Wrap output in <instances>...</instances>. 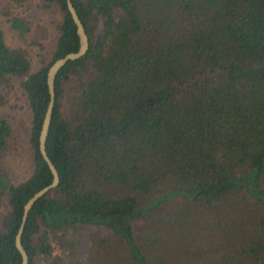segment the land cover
<instances>
[{
	"label": "trees",
	"instance_id": "obj_1",
	"mask_svg": "<svg viewBox=\"0 0 264 264\" xmlns=\"http://www.w3.org/2000/svg\"><path fill=\"white\" fill-rule=\"evenodd\" d=\"M3 1L38 45L34 58L9 46L0 25V108L18 88L30 111L17 182L2 159L23 151L0 116V264H22L23 204L52 179L38 148L47 69L79 39L66 0ZM72 2L89 45L55 77L59 183L29 210L28 264H264V0ZM34 4L49 12L37 26L16 10Z\"/></svg>",
	"mask_w": 264,
	"mask_h": 264
},
{
	"label": "rangeland",
	"instance_id": "obj_2",
	"mask_svg": "<svg viewBox=\"0 0 264 264\" xmlns=\"http://www.w3.org/2000/svg\"><path fill=\"white\" fill-rule=\"evenodd\" d=\"M4 1L0 0V5L3 6ZM18 13H23L24 17H29L34 23L36 19L40 18L43 15H48V9L43 6L34 4L30 7H20ZM36 24V23H35ZM0 25L4 32V38L6 43L9 46H22L28 49L30 56L34 58V53L38 47L37 43L33 44L30 41L35 40L37 36L36 32L32 35H20L16 32L10 25V23L0 15ZM37 26V24H36ZM47 31L50 30V27H47ZM44 32V30H43ZM33 67H36L33 63ZM13 83L17 84L19 82L18 76L11 77ZM20 89H15L11 98L4 106L0 108V116L6 117L11 126L12 135L20 142L21 151H23L21 158L17 161L9 156V153H5L2 159L3 169L8 176L10 182H17L23 179L30 171V150L29 144L27 142L28 129L30 126V111L25 99L20 95ZM29 156V158H27ZM167 230H161V232L169 236V230L171 227L165 228ZM81 245L79 246V252L81 255H85L88 251V239L85 235H80ZM171 238L166 242H170Z\"/></svg>",
	"mask_w": 264,
	"mask_h": 264
},
{
	"label": "water",
	"instance_id": "obj_3",
	"mask_svg": "<svg viewBox=\"0 0 264 264\" xmlns=\"http://www.w3.org/2000/svg\"><path fill=\"white\" fill-rule=\"evenodd\" d=\"M66 5L67 8L71 14V17L73 21L75 22L76 25V33L78 35L79 39V46L78 49L75 51H68L65 53L63 56H60L56 58L48 67L47 69V77H46V82L48 86V91H49V100L45 109V113L43 116V120L41 123V128L39 131V136H38V148L39 151L44 158L45 162L47 163L51 174H52V179L51 181L36 190L23 204V211H22V217L21 221L19 223L18 229L15 234L14 238V243L16 248L21 254V263L22 264H28V254L27 251L22 243V233L24 230V225L25 221L27 219L29 210L31 209L32 205L34 202L42 196L45 192H47L50 188L56 186L59 183V173L58 170L49 157L47 150H46V139L49 131V125L51 122V117L53 113V107L55 103V77L57 75V72L59 69L69 60V59H75L80 56H82L89 45V38L85 29V26L83 25V22L81 21V18L79 17L77 10L72 2V0H66Z\"/></svg>",
	"mask_w": 264,
	"mask_h": 264
}]
</instances>
